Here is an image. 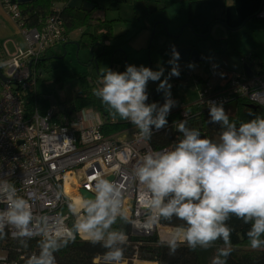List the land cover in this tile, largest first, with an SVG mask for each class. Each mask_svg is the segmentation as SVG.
<instances>
[{
	"label": "clouds",
	"instance_id": "clouds-1",
	"mask_svg": "<svg viewBox=\"0 0 264 264\" xmlns=\"http://www.w3.org/2000/svg\"><path fill=\"white\" fill-rule=\"evenodd\" d=\"M179 58L173 47L167 76L163 66H158L156 71L133 65H127L123 72L107 69L93 95L114 116L134 125L139 130V141L148 143L154 130L168 125L166 117L176 106L169 81L180 75ZM149 80L159 81L156 91L163 93L162 105L146 103ZM207 104L209 122L223 129L218 143L206 136L201 138L199 129L187 127V119L179 120L175 127L182 137L170 149L147 151L133 175L144 189L142 207L146 210V227L161 221L170 223L173 217L182 222L161 242L166 244L170 255H175L182 244L192 251L207 250L219 240L223 247L216 248L211 264H227L233 251L234 229L226 221L233 215L250 225L246 233L250 246L264 247V118L249 113L253 118L237 126L235 121H230L223 102ZM95 179L94 196L81 198L76 206L69 205L75 217L73 227L58 229L54 235L49 233L45 217L34 218L29 199L17 195V189L5 182L0 188L7 201L0 210V239L6 236L8 225L14 226L16 237L31 238L30 225L36 219L42 226L39 234L43 238L39 254L28 256L26 264H56L54 253L74 242L77 235L106 249L104 260L109 264H119L128 235L113 225L118 218L130 222L123 207V186L108 178ZM21 243L27 247V243Z\"/></svg>",
	"mask_w": 264,
	"mask_h": 264
},
{
	"label": "built area",
	"instance_id": "built-area-1",
	"mask_svg": "<svg viewBox=\"0 0 264 264\" xmlns=\"http://www.w3.org/2000/svg\"><path fill=\"white\" fill-rule=\"evenodd\" d=\"M0 3L17 23L26 43L24 51L15 45L13 54L4 48L7 57L0 63L7 78L6 81L0 78V188L5 182L13 185L17 195L29 199L34 218L47 219L48 231L54 235L58 229L72 228L69 205L73 201L64 190L68 172H82L81 186H87L93 194L95 178H108L123 186V207L130 217L132 232L142 236L158 232L160 224L146 227L144 189L134 179L133 170L147 151L170 149L171 145L153 149L149 142L139 141V130L132 124L135 129L132 137L116 141L111 134L102 132V121L92 122L89 110H77L71 119L58 118L53 106L44 113L36 109L26 114L24 93L36 84L38 60L65 40L66 28L59 10L49 13L38 27H27L17 0ZM256 14L264 21V3ZM211 67L215 69L217 65ZM174 100L176 106L170 112H178L179 120L208 111V101L224 105L236 101L264 107V71L257 70L248 76L232 70L224 83L201 82L199 98L189 105ZM189 106L192 108L188 109ZM6 205L4 194L0 193V210ZM41 227L34 219L30 225L32 237L43 238L39 234ZM15 231L11 225L5 228L10 238H19ZM0 264L18 263L7 262L5 254L0 255Z\"/></svg>",
	"mask_w": 264,
	"mask_h": 264
},
{
	"label": "rangeland",
	"instance_id": "rangeland-1",
	"mask_svg": "<svg viewBox=\"0 0 264 264\" xmlns=\"http://www.w3.org/2000/svg\"><path fill=\"white\" fill-rule=\"evenodd\" d=\"M95 1L98 3V7L94 11L95 15L100 16L102 19L106 18L107 20H112L111 25L114 35L112 34L111 38L106 39L105 42L106 44L114 45L113 49H115L116 54H114L113 61L110 63V59L107 57L106 60H103L102 62L98 61L97 66L94 64V62H92L89 66L87 65V63H89L91 60L90 48H93L94 53H100L101 50L99 45H97V42H95V45L93 46H88L90 42L88 41L89 34L83 35V33L90 32L92 28L91 26H88L87 23H85L83 26H81V28L76 27L68 31V41L70 43L66 44L65 54H63L64 51L62 46L55 48L53 51H49L48 55H54V59L51 61H46V65L44 67L45 72L42 73V79L44 81L39 83L38 89L40 91L46 92L49 95H52L59 105L70 103L71 105L75 106L76 104V110H92L99 118L102 116V112H104L106 116L105 118L114 119L116 122L124 123L127 121L122 120L118 115L114 116L112 114V110H110L106 105H103L98 97L93 96L91 100L92 102H85V98L82 97L87 95L85 91H93L94 89L99 88L101 86L102 74L106 72L107 69L123 72L125 71L127 65H133L137 67L145 66L153 71L158 70V66H163L165 70L164 76H167L171 69V65L168 63V61L171 59V53L170 50L165 49V43L173 40L171 38L173 35H178L180 33V40H186L191 43L195 40L192 39L194 34L186 26V22L183 23L181 18L174 22V28L171 27L169 23H167V20L170 22L174 20L175 17L167 18V15L171 16L175 9H167L165 12L160 11L158 13H156V11L150 13L145 11V15H143V17L137 19L136 21L133 19L128 21L125 19H119V15H125L128 13V10L129 13L131 12L130 7H128L125 2L122 4L117 2L116 5L112 4L110 7L109 3L112 0ZM161 4L164 3L161 2ZM171 6L172 4H169L170 8ZM161 16H165L163 17L165 19L161 20ZM155 21L163 22L162 24H157L155 28H152V25L155 23ZM258 23L260 25L259 28L251 31L250 29L244 30V32L240 33L236 37L234 43L239 44L240 46V49L237 51L239 55L255 52L254 54L259 57L258 61L264 62V23ZM13 38L14 39H11V41L9 40L6 43L9 51H13L15 45H19L22 47V49L25 48V44L21 35L15 36ZM12 40L17 44L13 45ZM257 45L258 48L255 49V46ZM0 48L3 58H6L7 56L4 48L2 46H0ZM197 48L203 57L202 64L199 65L198 63L178 61V70L180 74L185 73L186 68H189V64L195 65L194 68H191V73H198L202 75L204 71H209L208 67H211V65L215 62H217L219 67L224 69L225 67H228V56L221 52L214 53L213 49L210 46L202 43V41L197 43ZM65 69L71 70L75 73L87 71L90 74H94L90 75L89 84L85 88H82V80L73 74H69L60 80L56 79L57 73ZM216 74H219L217 70L210 69V72L207 76L212 81L214 75ZM163 78L164 77L162 76L161 79ZM169 82L172 85V98L179 100L182 104L189 105L191 102L199 98L200 87L197 88L196 85L191 84L193 83L192 81H187L186 83H184V81L181 82L179 75V77H172ZM148 83L152 86H155L159 83V81L153 82L149 80ZM199 86H201V84ZM163 102L164 100H161L157 103L158 105H162ZM190 108H192V106L188 107V109ZM130 136L131 129L127 128L121 132L117 138L125 139L129 138ZM216 139L219 142V136H217ZM160 232L162 238L167 239V236L169 235V233H167V228H165L163 231L161 230ZM0 255L4 256L5 252L0 250ZM97 261L100 264H109V262L105 261L104 258H101ZM128 264H131L130 260H128Z\"/></svg>",
	"mask_w": 264,
	"mask_h": 264
},
{
	"label": "trees",
	"instance_id": "trees-1",
	"mask_svg": "<svg viewBox=\"0 0 264 264\" xmlns=\"http://www.w3.org/2000/svg\"><path fill=\"white\" fill-rule=\"evenodd\" d=\"M56 1L62 0H34L31 2L21 3L20 8L24 16L25 25L27 27H38L43 19L49 13L54 11L52 6ZM97 7L98 5L96 8ZM58 13L64 20L66 34L73 28H81V26L85 23H87L88 26H92V24L97 25L96 28H93L90 32L85 31L87 33H83V35L89 34L90 42L88 46H93L95 45V42L100 41L101 44L105 46L104 53L109 55L110 52L111 56L113 51L110 48L112 45H105L104 41L111 38V35L113 34L111 25L112 20L103 19L101 22H92V11L85 12L69 8L67 6H64V8H62ZM170 48L171 46L165 43V49L169 50ZM47 52H45L41 59L38 60V65L41 67L38 70V77L35 79L36 84H34L30 89L25 90L24 108L26 114H31L36 109L39 112L44 113L51 106L50 100L46 97L48 94L45 92L43 93L38 89L39 83L44 81L42 79V73L45 71L44 67L46 65V61L54 59V55L49 56ZM252 56H256V54L252 53V55H249L248 59H251ZM4 59L5 58H3L0 48V63ZM255 65H257L258 71H264V62L258 61ZM69 74H73L82 80L81 87L85 88L89 84L90 75L94 73L90 74L87 71L75 73L71 70L65 69L57 73L56 79H63V77L68 76ZM85 92L87 95L82 96L85 98L84 101L92 102L91 100L94 96L93 91L87 90ZM239 104L240 105L237 106V109L234 112H228L230 121H235L237 126H239L240 122L253 118L249 115V113H253L264 118V107L257 105L256 108L251 107L250 103L245 102H241ZM166 119L169 123L165 128L153 131L152 138L149 141V144L153 149H159L166 145H171L172 147L176 143L177 139L182 137V134L178 133L175 127V122L179 120L178 112H170ZM209 119L208 111L200 112L199 114L187 119V127H195L199 129L205 133L206 137L212 139L213 142L218 143L216 137L219 136L223 129L217 123H210ZM127 126V122H106L103 126V131L105 134L114 133V131L122 130ZM181 223V221L173 217L170 223L167 221H161L159 224L175 229V227ZM226 223L229 227L234 229L231 234L233 251L227 258V264H264V247L253 249L250 246V241L246 235L250 225L244 224L242 220L236 218L234 215L231 216ZM113 228L123 229L128 235L127 244L124 246L125 251L123 258L131 259L136 257L142 260L156 261L158 264H211L216 248L223 247V242L219 240L212 248L207 250L197 248V250L192 251L186 244H182L178 247L175 255H170L166 244L161 243L165 239H161L157 232L148 236L135 234L132 232L130 223H124L119 218L117 219V223L113 225ZM41 240V238L37 237L10 238L6 235L3 239H0V249L5 252L7 262L16 261L18 264H26L28 256L32 254H39ZM21 241L27 243L26 248L23 246ZM106 251L107 250L101 247L100 244L92 245L85 239L76 236L74 242L70 243L67 247L61 248L59 251L54 253V255L56 258V264H100L96 261V258L104 257V253Z\"/></svg>",
	"mask_w": 264,
	"mask_h": 264
},
{
	"label": "crops",
	"instance_id": "crops-1",
	"mask_svg": "<svg viewBox=\"0 0 264 264\" xmlns=\"http://www.w3.org/2000/svg\"><path fill=\"white\" fill-rule=\"evenodd\" d=\"M89 1L96 2L95 0H89ZM262 1L264 2V0H122V1L112 0L109 3V6L111 7L112 4L116 5L117 2L121 4L125 2L126 5L130 7L131 12L129 13V10H128L127 11L128 13H126L125 15H122V16L119 15V19H125L128 21L132 19L136 21L137 19L143 17V15H145V11L148 13L156 11V13H158L160 11L165 12L167 9H175L176 11L174 10V13L171 16L167 15V18L175 17L174 20L171 22L167 20V23H169L171 27L174 28L175 27L174 22L181 18L183 23L186 22V26L194 34L192 39L201 40L202 43L210 46L213 49L214 53L221 52L224 55L228 56L227 63L229 64V58L231 56L242 57V55H239L237 53L238 49H240V46L239 44L234 43L236 37L240 33L244 32V30L246 29H250L251 31V30H256L257 28H259L260 25L258 22L264 23L263 19H261L256 14L258 9L262 5ZM161 2H163L164 4H161ZM169 4H172L171 8L169 7ZM97 5L98 3L96 2V6ZM64 6H67V0L56 1L53 4L52 8L53 10L60 11L62 8H64ZM95 8L92 10V22L94 21L101 22V20L103 19L100 16L95 15L94 13V11L96 10ZM100 13H103V12H100ZM105 17H106V14H105ZM161 17H162L160 18L161 20L165 19L163 18L165 16H161ZM155 22L157 25V24H162L163 21H155ZM96 26L97 25L92 24L91 28L92 29L96 28ZM98 26H101V25H98ZM68 34L69 32L66 34L65 40L60 45L55 46L54 48H51L50 50L53 51L55 48L62 46L63 43L68 42L69 40ZM18 35H21L22 40L24 41L23 35L17 23L13 19L10 18V15L8 14L4 6L0 3V46L5 48L10 54H13L15 51V47L13 51H9L6 46V43L9 40L11 41V39H14L13 37L18 36ZM88 41H90L89 38H88ZM12 42H13V45L17 44L13 40ZM182 43L187 44L190 42L183 41ZM24 44H25L24 49H22V47H20L19 45H16V46L19 47L22 51H24L26 49L25 41H24ZM104 44L109 45V44H106V42ZM113 47L114 45H112L110 49L114 52L115 49H113ZM257 48H258V45L255 46V49ZM100 53H95V55L97 54V59L99 62L106 60V58L110 56V52H109V55L103 53L102 51ZM252 53L254 54L255 52H251L249 54H243V56L252 55ZM47 54H49V52H47ZM114 54H116V52ZM258 58L259 57L256 55V56H252L251 59H241V61L242 63H247L251 71H255L257 70V65H255V63L257 64ZM202 62L203 60L201 62H196V63L200 65L202 64ZM214 64L217 65V62H215ZM39 67L41 66L39 65ZM208 68H209V71H204L203 75L198 74V73H191V68L190 67L186 68L185 73L180 74L181 82L184 81V83H186L187 81H192L193 83L191 84L196 85L198 88L200 87L199 85L201 84V82L203 83L204 81H211L207 76L211 69V70H217L219 72V74L214 75V78H213L214 82L213 80L211 82L214 84H221L227 80V75L232 71V69H230V64L227 67L228 69L226 67L224 69L222 67H219L218 65L215 69L212 67H208ZM93 71H94V67H93ZM188 72L191 73L190 76L187 74ZM195 79L198 81L197 83L194 82ZM149 85L152 86L151 84ZM42 92L44 93V91ZM50 103H51L50 105L53 106L51 101ZM63 105H65L66 108L71 106L70 103L63 104ZM59 106L61 105L57 104V106H53L55 109L56 115L59 116L58 118L71 119L75 117V113H77L76 108L72 110L70 113H67V112L60 111L58 108ZM237 106L239 105L236 102L235 109L231 111L228 110V111L230 113L234 112ZM89 112H92V122L100 123L99 121H102L101 128H102L103 133H104L103 126L106 122L108 123L115 122L114 119L113 121H110V119L105 118L106 116L104 112H102V116L100 118L92 110H89ZM127 128L131 129V136L125 139H118L117 136L121 134V132L126 130ZM134 130H135L134 127L128 123V126L126 128L122 130H117V131H114V133H108V134H111L113 139H115L116 141H122V140L130 139L132 137ZM68 177H69V180L67 179L66 181L70 182V188L73 190V193L78 194L79 199H81L82 196L80 194V189L82 188L81 182L83 181L82 172H80L79 170L68 172ZM66 181H65V184H66ZM65 184H64V190H65ZM68 197L72 200L70 195H68ZM74 206L76 205L74 204ZM74 223H75V217L73 216L72 223H71L72 227ZM165 228H167V233L169 234L175 230L169 226L159 225V230L157 233L161 239L163 238L160 234L161 233L160 231L165 230ZM77 236L83 238L81 235H77ZM101 258H104V257H97L96 261ZM128 260L131 261V264H158V262L156 261L142 260L136 257L131 258V259L123 258L120 261V264H128Z\"/></svg>",
	"mask_w": 264,
	"mask_h": 264
},
{
	"label": "water",
	"instance_id": "water-1",
	"mask_svg": "<svg viewBox=\"0 0 264 264\" xmlns=\"http://www.w3.org/2000/svg\"><path fill=\"white\" fill-rule=\"evenodd\" d=\"M31 1H34V0H18L19 3L31 2ZM263 3L264 2L262 1V5H263ZM67 6L69 8H72V9H80V10L85 11V12H90L96 7V2L89 1V0H67ZM155 26H156V22L152 25V28H155ZM180 36H181V33L178 35H173L171 37L173 40H171L170 42H166L167 44H169L171 46V48L169 49L170 53L172 54V49L174 47L175 50L177 52H179V54H180L179 61L189 62V63L201 62L203 60V57L197 48V43L200 42L201 40H194L191 43L185 44L182 42L186 41V40H180ZM150 41H151V39H150ZM68 43H70V42L68 41V42H65L62 44V49L64 51L63 54H65V47H66V44H68ZM97 45H99L101 47V51L104 53L105 46L103 44H101L100 41L97 42ZM119 51H121V50H119ZM90 52H91V60L89 61V63H87V65L89 66L92 62H94V64L97 66V62H98L97 54L95 55L92 47L90 48ZM115 52L116 51L111 53L110 63L113 61ZM100 54H102V53H100ZM229 64H230V69L235 70V71L240 72V73L244 71L249 76H252V72L249 71L248 64L242 63L240 56H231L229 58ZM43 72H45V71H43ZM0 78L3 81L7 80V78L3 75L1 70H0ZM157 85L150 86L149 83L147 84L146 90L148 92V100L146 101V103L159 102L161 100H164L163 93L156 91ZM46 97L52 102L53 106H57V102L52 95H47ZM235 104H236V101L231 102L227 105H224L225 110H230V111L234 110ZM250 106L255 107V108L257 107L256 105H252V104ZM58 108L62 112L70 113L76 107L74 105H71L70 107L66 108L65 105H61ZM201 133H202L201 138L206 136L205 133H203L202 131H201ZM80 194H81L82 198H89V197L94 196V194L87 189V186H84L80 189Z\"/></svg>",
	"mask_w": 264,
	"mask_h": 264
},
{
	"label": "bare ground",
	"instance_id": "bare-ground-1",
	"mask_svg": "<svg viewBox=\"0 0 264 264\" xmlns=\"http://www.w3.org/2000/svg\"><path fill=\"white\" fill-rule=\"evenodd\" d=\"M69 180V177L67 178ZM65 192L71 196L72 198V201H73V206L74 204L77 205L78 204V201L80 200L79 199V195L78 194H75L73 193V190L70 188V182L66 181V184H65Z\"/></svg>",
	"mask_w": 264,
	"mask_h": 264
},
{
	"label": "flooded vegetation",
	"instance_id": "flooded-vegetation-1",
	"mask_svg": "<svg viewBox=\"0 0 264 264\" xmlns=\"http://www.w3.org/2000/svg\"><path fill=\"white\" fill-rule=\"evenodd\" d=\"M249 71L252 72V75H253V73H254L255 71H257V70H255V71H251V70L249 69ZM242 73H246V72L243 71ZM246 74H247V73H246ZM247 75H248V74H247ZM248 76H249V75H248ZM237 103H238V105H240L239 103H241V102H237ZM236 109H237V107H236ZM226 111L229 112L228 110H226Z\"/></svg>",
	"mask_w": 264,
	"mask_h": 264
}]
</instances>
